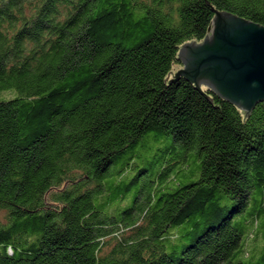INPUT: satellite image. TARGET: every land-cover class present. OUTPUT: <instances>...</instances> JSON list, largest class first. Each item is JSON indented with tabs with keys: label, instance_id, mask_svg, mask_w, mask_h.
Returning <instances> with one entry per match:
<instances>
[{
	"label": "trees",
	"instance_id": "trees-1",
	"mask_svg": "<svg viewBox=\"0 0 264 264\" xmlns=\"http://www.w3.org/2000/svg\"><path fill=\"white\" fill-rule=\"evenodd\" d=\"M206 1L264 26V0ZM213 18L0 0V264H264V102L164 84Z\"/></svg>",
	"mask_w": 264,
	"mask_h": 264
},
{
	"label": "water",
	"instance_id": "water-1",
	"mask_svg": "<svg viewBox=\"0 0 264 264\" xmlns=\"http://www.w3.org/2000/svg\"><path fill=\"white\" fill-rule=\"evenodd\" d=\"M205 2L214 12L206 36L200 43L191 41L178 47L176 59L182 67L167 75L165 87L183 77L216 109L220 107L201 91L202 86L248 118L256 104L264 102V26L217 12Z\"/></svg>",
	"mask_w": 264,
	"mask_h": 264
},
{
	"label": "rangeland",
	"instance_id": "rangeland-1",
	"mask_svg": "<svg viewBox=\"0 0 264 264\" xmlns=\"http://www.w3.org/2000/svg\"><path fill=\"white\" fill-rule=\"evenodd\" d=\"M109 249L105 250V251H108Z\"/></svg>",
	"mask_w": 264,
	"mask_h": 264
}]
</instances>
